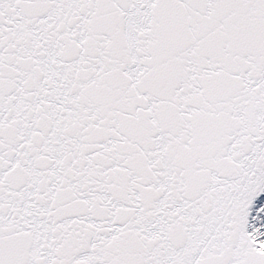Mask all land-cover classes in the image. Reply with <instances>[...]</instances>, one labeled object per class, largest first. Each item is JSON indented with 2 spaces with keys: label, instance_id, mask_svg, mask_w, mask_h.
<instances>
[{
  "label": "snow or ice",
  "instance_id": "snow-or-ice-1",
  "mask_svg": "<svg viewBox=\"0 0 264 264\" xmlns=\"http://www.w3.org/2000/svg\"><path fill=\"white\" fill-rule=\"evenodd\" d=\"M0 264H264V0H0Z\"/></svg>",
  "mask_w": 264,
  "mask_h": 264
}]
</instances>
